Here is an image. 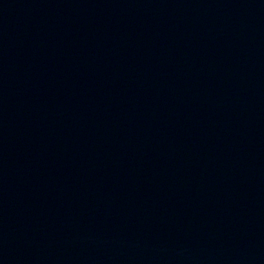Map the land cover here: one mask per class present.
Segmentation results:
<instances>
[{
  "label": "water",
  "instance_id": "95a60500",
  "mask_svg": "<svg viewBox=\"0 0 264 264\" xmlns=\"http://www.w3.org/2000/svg\"><path fill=\"white\" fill-rule=\"evenodd\" d=\"M0 264H264V0L0 16Z\"/></svg>",
  "mask_w": 264,
  "mask_h": 264
}]
</instances>
